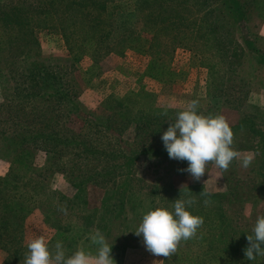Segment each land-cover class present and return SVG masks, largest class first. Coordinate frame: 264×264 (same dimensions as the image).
Returning a JSON list of instances; mask_svg holds the SVG:
<instances>
[{
    "label": "trees",
    "instance_id": "1",
    "mask_svg": "<svg viewBox=\"0 0 264 264\" xmlns=\"http://www.w3.org/2000/svg\"><path fill=\"white\" fill-rule=\"evenodd\" d=\"M190 1L0 0V83L7 96L0 104V144L6 142L0 151L5 148L11 162L7 175L0 177V249L9 254L5 264L24 262L23 232L27 218L36 210L45 217L50 213L54 216L49 218L56 231L49 243L50 249L54 250L56 242L61 241L68 256L78 248L95 253L98 246L92 244L90 237L97 230L107 237L108 224L103 226L99 220L107 215L113 192L121 197L119 213L131 204L134 216L139 220L138 226L142 216L150 210H173L176 199L188 195L196 198V204L187 210L203 217L204 223L195 238L182 241L177 253L165 258V264H264V257L258 256L252 261L245 257L247 235L253 232H244L233 225L221 205L222 200L201 195L198 190L202 188L178 192L137 180L135 167L141 156L151 160L169 158L161 140L169 127L168 120L165 121L168 117L162 111L145 112L137 94L109 95L101 103L104 111L97 117L92 112H83L77 104L81 93L72 86L76 81L72 76L76 72L75 64L81 63L88 51L96 67L95 61L104 55L137 52L140 43L134 27L140 21L142 11L147 12L144 27L149 29L150 35L147 49L143 51L150 58L146 76L153 80L162 84L168 81L166 78L171 75V69L166 57L172 45L175 48L197 47L196 41L189 44L181 41L183 37L177 41L170 38L159 41L161 31L167 36L189 27L197 37L198 34L214 36L215 41L207 36L205 45L209 46L213 41V49H224L225 43L219 38L222 27L213 22L214 14L207 8L210 0H194V6L205 13L198 22L192 19ZM115 4H122L125 9L114 10ZM257 4L258 0L256 7ZM248 7L244 0L238 5L236 15L242 13L247 17ZM204 27L207 34L203 32ZM45 32H56L63 39L70 53V59L64 65H47L39 54H35L23 59L19 65L12 63L9 66L8 63L19 59L17 52L21 47L39 46L40 36ZM165 41L167 44L164 45ZM88 43H92L90 50ZM240 55L242 51L235 46L226 63L228 73H232ZM214 59L224 64V58ZM203 65L209 69L210 78L217 75V65ZM226 93L223 88L214 89L215 97L228 102ZM72 114L84 124L81 134H73L67 127ZM133 133L135 138L131 144L132 138L127 136ZM40 154L46 161L42 167L36 162ZM56 174L62 175L76 191L73 197L52 188L50 178ZM88 185L105 189L99 215L84 204V190ZM205 199L212 201L208 205L209 211H205L208 208ZM142 202H145L142 207H136ZM71 205L76 208V215H72L74 221L67 217ZM261 214L264 215V211ZM119 218L123 219L119 215L114 219ZM123 222L121 227L128 230V225ZM196 241L200 247L195 255L186 249V245L187 242L196 245ZM110 246L114 250L117 245L112 243Z\"/></svg>",
    "mask_w": 264,
    "mask_h": 264
},
{
    "label": "rangeland",
    "instance_id": "2",
    "mask_svg": "<svg viewBox=\"0 0 264 264\" xmlns=\"http://www.w3.org/2000/svg\"><path fill=\"white\" fill-rule=\"evenodd\" d=\"M246 1L250 10L247 17L242 13L236 15L238 5L244 0H210L207 6L208 11L214 14L213 22L216 21L222 27L219 38L225 43L224 49L219 51L211 47L215 41L211 34L203 36L198 34L197 37L196 34L191 33L189 27L167 36L164 35V31H161L162 36L159 37V41L166 38L177 41L183 37L181 41L184 40L186 44L196 41L197 46L175 48L172 45L170 47L166 58L171 75L166 78L168 81L165 84L146 76L150 58L143 51L147 49V40L150 35L149 29L144 27L147 12L142 11L140 21L134 27L139 36L137 42L140 43L137 52L130 50L124 53L104 55L95 61L96 67L88 51L83 61L75 64L76 72L72 76L76 81L72 86L76 92L81 93L77 100L79 107L83 112H92L96 117L98 113L104 111L101 103L111 94L118 97L137 94L145 112L151 109H158L162 112L167 110L166 117L168 118L165 121L168 120L166 123L169 124L175 121L177 113L186 109L192 100L199 101L198 114L223 115L234 133L233 148L240 152L241 158L248 155L253 157L248 168L241 167L240 160H233L226 172L214 164H209L208 173L206 172L200 181H194L189 173L180 171L188 167L187 161L182 162L170 158L151 160L146 156H141L135 167L138 173L136 177L139 178L137 180L146 181L151 186L167 187L171 191L202 188L198 190L199 193L207 191L208 196L222 200L221 205L233 225L244 232H252L257 217L264 211V0H258L257 7V0ZM190 6H192L190 11L192 19L198 22L205 16V13L200 12L199 8L194 6V0L190 1ZM113 9L123 10L125 6L115 4ZM245 25L248 27L244 28ZM203 32L207 34L205 27ZM207 36L213 40L209 46L204 44L208 40ZM88 44V50H90L92 43ZM235 46L242 51V55L237 57L232 73H228L229 67L226 63L229 62L231 57L228 56H231ZM35 54H39L47 65H64L63 63L70 59V53L61 36L56 32H45L40 36L39 46L21 47L17 52L19 59L8 64L10 67L12 63L19 65L23 59H28ZM214 57L224 58V64L215 60ZM203 63L217 65V75L210 78V71ZM216 88L226 90L225 99H228V102L222 97H215L214 89ZM5 95L6 92L0 83V104ZM238 98H242L243 101H237ZM66 108L71 109V107ZM83 125L82 120L76 114L70 115L67 127L73 134H81ZM133 131H135V126ZM127 137L132 138L129 143L133 144L135 134ZM4 143L6 142L2 141L0 147ZM36 162L38 166H44L45 156L38 155ZM10 167V153L3 148L0 151V177L7 175ZM50 180L54 190L57 189L68 197L75 195L76 191L67 184L62 175L56 174ZM105 194L104 188L88 185L84 190L86 198L84 204L99 215L104 205ZM199 195L198 198L201 199ZM120 198L116 192H113L109 202L112 206L109 205L107 215L99 220L103 226L108 224L109 233L107 237L104 235L107 243L109 245L114 243L118 246L111 252V256L115 257V264H154V262L165 264V257L151 254L143 243V237L135 235L134 231L138 227L139 220L134 216L131 204L128 203L125 211L122 214L119 213L121 211ZM210 203L212 204V201ZM144 204L145 202H142L136 207H142ZM69 208L68 220L74 221L75 218L72 215H76L74 213L76 208L74 205ZM209 209L210 206L205 211ZM118 215L123 219H114ZM49 218H54L52 213L45 217L39 210L33 211L27 218L22 242L25 253L27 243L31 239L43 235L50 243L54 238L56 231L50 225ZM124 220L126 221L123 222ZM122 222L128 225V230L121 227ZM117 238H119L118 241ZM199 247V241H196V245L191 242H187L186 245V249L193 251L195 255ZM8 257L9 254L0 249V264L7 263ZM17 264H24V262ZM172 264L175 263L172 262Z\"/></svg>",
    "mask_w": 264,
    "mask_h": 264
},
{
    "label": "clouds",
    "instance_id": "3",
    "mask_svg": "<svg viewBox=\"0 0 264 264\" xmlns=\"http://www.w3.org/2000/svg\"><path fill=\"white\" fill-rule=\"evenodd\" d=\"M198 108L199 101L192 100L186 109L177 113L175 121L170 122L161 136L169 158L187 161L188 167L180 171L189 173L194 181H200L208 173L209 164L226 172L233 160H240L241 167L248 168L253 157L241 158L240 152L233 148L234 133L225 117L198 114ZM162 114L167 115V110ZM201 195L208 196L209 193L203 191ZM196 202L195 197L188 195L176 199L173 210L156 208L148 211L142 216L135 235L143 237L146 249L154 256L172 257L182 241L197 236L204 223L203 217L187 210ZM204 204L208 206L210 201L205 199ZM252 232L247 235L248 246L244 250L249 261L264 257V215L257 217ZM90 239L98 246L95 253L78 248L68 256L61 241H57L52 250L48 240L43 235L38 236L27 243L24 264H115L112 246L105 236L97 230Z\"/></svg>",
    "mask_w": 264,
    "mask_h": 264
}]
</instances>
